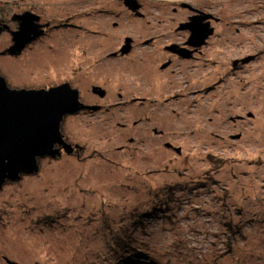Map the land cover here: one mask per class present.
<instances>
[{
    "label": "rangeland",
    "instance_id": "374dc122",
    "mask_svg": "<svg viewBox=\"0 0 264 264\" xmlns=\"http://www.w3.org/2000/svg\"><path fill=\"white\" fill-rule=\"evenodd\" d=\"M137 3L0 0L9 83L71 82L103 109L64 120L83 150L0 189V264H264V121L236 119L264 115V0ZM193 18L212 30L205 53L163 67V47L188 45ZM25 20L35 42L3 55L8 23L18 32ZM126 36L136 41L122 60Z\"/></svg>",
    "mask_w": 264,
    "mask_h": 264
},
{
    "label": "water",
    "instance_id": "95a60500",
    "mask_svg": "<svg viewBox=\"0 0 264 264\" xmlns=\"http://www.w3.org/2000/svg\"><path fill=\"white\" fill-rule=\"evenodd\" d=\"M126 2L135 11L140 8L137 0ZM195 18L203 19L201 16ZM195 18L184 27H191L192 42L199 45L212 30L200 29L202 26L194 22ZM19 30L15 33L14 45L7 50L13 55L39 35L27 20L21 23ZM201 31L205 33L201 35ZM33 32L34 37H30ZM85 108L96 110L99 107L84 105L79 90L69 84L50 89L18 90L11 89L0 75V189L7 181H19L23 175L37 173L40 159L61 157V147L73 152L76 147L66 142L62 122L65 116Z\"/></svg>",
    "mask_w": 264,
    "mask_h": 264
},
{
    "label": "flooded vegetation",
    "instance_id": "af4514ba",
    "mask_svg": "<svg viewBox=\"0 0 264 264\" xmlns=\"http://www.w3.org/2000/svg\"><path fill=\"white\" fill-rule=\"evenodd\" d=\"M185 7V6H184ZM195 12H198V11H195ZM42 16H45L44 14L42 15ZM1 21H4L3 19L1 20ZM50 22V21H49ZM47 23V24H50V23ZM39 23H42V21L41 22H39ZM188 24V23H187ZM187 24H183V25H187ZM11 25V26H10ZM13 26V27H12ZM7 29H6V31L4 32V33H7V34H11V35H14L15 36V33H17L16 31H17V29H18V26H16V23H15V21H13V22H11V24L10 23H8V26L6 27ZM48 28H50V26L48 27ZM42 29L40 28V31H41ZM46 32H48L49 30L47 29V30H45ZM45 32V33H46ZM42 40V39H41ZM14 41V40H13ZM37 41V40H36ZM135 41H136V39H133V37H125L124 38V44H121V46L118 48V51H116L115 53L117 54V55H119V57L121 58L122 57V60H125L126 58H128V56L133 52V50H134V47H135ZM188 41H189V39L186 41V44H188V45H185L184 47H181L179 44H176V45H174V46H164L163 47V50L165 51V54L167 53L168 55H169V58L166 60V62H164V65H163V67L164 66H167L168 67V65H171L172 64V62H174L175 60H178V59H180L182 56H184V57H186L187 55H192V54H195V55H197V54H199V52H200V54L199 55H203L205 52H203L201 49H202V47H204L206 44H204L205 42H203L202 44H199V45H195L193 42H192V39H190V42L188 43ZM35 42V40L34 41H32V43L30 44H27L26 46H25V48H24V51L22 52V54L25 52V51H27L31 46H32V44ZM192 44V45H189V44ZM204 45V46H203ZM6 54H9L8 53V51H5V52H3V55H6ZM116 54H114V55H116ZM193 58H196L195 56L193 57ZM250 59H252V58H247V59H238V60H236V61H234L233 63V66H237L238 65V67L242 64V63H244V62H247V61H249ZM206 64H209L208 62L206 63ZM121 74H122V72H121ZM0 75L1 76H3V77H5V79H6V81H7V84H8V86L11 88V89H18V90H24V89H26V90H32V89H50V88H52V87H54V86H52V87H43V88H33V87H30V86H27V85H12V84H10L9 83V81L7 80V77L4 75V73H1V71H0ZM63 84H69L70 86H72L73 88H76V89H78L79 90V94H80V100H81V102H83V104L85 105L86 104V106H89V105H91V102H87L86 100L84 101L83 100V98H84V95H83V90H81V89H79V88H77V87H75V86H73L72 85V83L71 82H66V83H63ZM61 84H57L56 86H60ZM99 90H102L103 92H99ZM92 91L94 92V94H97L100 98H101V96L105 93V91H104V89H97L96 88V86L95 87H93L92 88ZM108 91H109V89H108ZM98 105V104H97ZM107 109L109 108V107H106ZM100 109H102L101 108V106L98 108V109H96V110H100ZM88 110V109H87ZM86 110V108L85 109H83V110H80L78 113H79V115H80V113L81 114H84V112L85 111H87ZM103 110V109H102ZM78 113H76V114H71V115H67V116H65V118H64V120H67V117H70V116H77L78 115ZM151 118V117H150ZM248 118V122L249 123H251V121H256V119L257 118H259V122H260V120L261 119H263V121H264V115H263V117H259V116H257L256 115V113H254V112H252V111H248V114H247V116L246 117H244V116H238L236 119H238V120H241V121H245L246 119ZM234 121H235V119H234ZM247 121V120H246ZM257 121H258V119H257ZM236 122V121H235ZM262 122V121H261ZM64 121L62 122V132H63V134H64V136H65V140H66V142L67 143H69V141H68V139H67V134L66 133H64ZM137 123L138 122H135V123H133V124H135V125H137ZM262 124H264V122H262ZM126 126V125H125ZM134 127H131V131H132V129H133ZM248 132H254V130L252 129L251 131H248ZM255 133V132H254ZM260 134H261V136H260V139H258V141H257V143H264V129L263 130H260ZM253 135V134H252ZM163 136H164V134H163ZM242 134L241 133H235L234 135H233V140H241L242 139ZM152 138H154V139H159V140H162V139H166V138H159L158 136L157 137H152ZM218 139L220 140V141H222V140H224L225 139V136H223V135H221V134H218ZM164 142V141H163ZM162 142V143H163ZM69 144H71V143H69ZM73 145V144H72ZM165 146H167V148L168 149H171V150H174V151H183V149L180 147V146H174L171 142H169V141H166L165 142ZM75 147L77 148H75V151L76 150H78V151H81V150H83V148L82 147H80L79 145L77 146V145H75ZM124 147V149H125V146H123ZM219 147H221L220 145H219ZM232 147L233 148H237V146H236V143H233V145H232ZM182 150H181V149ZM122 149V148H121ZM261 149L264 151V144H262L261 145ZM61 151H65L66 152V149H64L63 147H61ZM24 176V175H23Z\"/></svg>",
    "mask_w": 264,
    "mask_h": 264
},
{
    "label": "bare ground",
    "instance_id": "6f19581e",
    "mask_svg": "<svg viewBox=\"0 0 264 264\" xmlns=\"http://www.w3.org/2000/svg\"><path fill=\"white\" fill-rule=\"evenodd\" d=\"M40 27H43L42 25H39ZM46 158H51V159H53L52 157H50V156H47ZM54 160V159H53Z\"/></svg>",
    "mask_w": 264,
    "mask_h": 264
}]
</instances>
